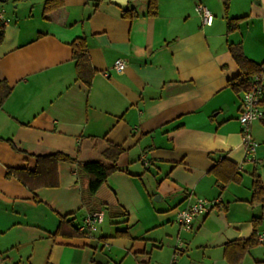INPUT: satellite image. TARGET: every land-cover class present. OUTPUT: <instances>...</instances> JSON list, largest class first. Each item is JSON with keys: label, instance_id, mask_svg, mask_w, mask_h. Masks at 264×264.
<instances>
[{"label": "crops", "instance_id": "1", "mask_svg": "<svg viewBox=\"0 0 264 264\" xmlns=\"http://www.w3.org/2000/svg\"><path fill=\"white\" fill-rule=\"evenodd\" d=\"M45 0L0 1V80L11 87L0 106L1 264H231L226 242L264 235V119L252 123L258 141L245 152L238 120L243 90L231 48L264 61V0H63L44 14ZM212 15L205 24L195 9ZM229 19H237L228 29ZM85 42L93 74L78 78L71 44ZM122 58L126 67L112 64ZM107 73V75H106ZM264 109V102H262ZM121 147L118 169L95 193L77 162L58 161L56 185L29 189L7 168L33 170L38 155L65 152L100 158ZM224 158L239 180L213 171ZM45 164H48L45 162ZM195 197L218 199L185 230L176 212ZM104 217L89 235L73 234L87 212ZM63 224L59 229L60 221ZM237 264H264V240Z\"/></svg>", "mask_w": 264, "mask_h": 264}, {"label": "trees", "instance_id": "2", "mask_svg": "<svg viewBox=\"0 0 264 264\" xmlns=\"http://www.w3.org/2000/svg\"><path fill=\"white\" fill-rule=\"evenodd\" d=\"M63 0H45L43 5L44 14L51 10L60 7ZM227 0H225V5ZM158 0H147V13L154 15L157 12ZM237 19H229L227 22L228 29H232L236 25ZM1 39V33H0ZM72 58L75 62V69L78 78L89 84L90 78L93 74L90 65L89 56L86 50L85 42L77 39L71 44ZM232 55L240 67V73L228 80V85L235 91L245 90L249 84V77L257 72L259 65L247 58L238 48H231ZM11 87L5 80H0V106L4 99L9 95ZM264 119V118H262ZM261 120V119H260ZM122 152L121 147L116 144L108 142L105 148L101 150L100 158H91L83 161L77 160L75 156H71L62 151H56L47 155H38L36 166L33 170L28 168H7L6 177L15 176L29 189H33L46 182L50 176L55 177V168L58 161L77 162L78 165L88 174V190L95 193L99 187L104 183L107 176L118 169L117 159ZM47 162L48 164H45ZM213 171L218 175V179L222 182L239 180V173L237 165L232 161L222 158L216 163ZM47 185H56V180L46 182ZM253 198L261 201L264 200V185H262L258 176L254 177L252 183ZM68 224V221L62 219L60 221L59 229L63 224ZM256 218L253 220V231L248 238L231 240L224 245V255L231 264H237L244 254L250 248L259 243L258 234L255 229ZM73 234H82L77 228L70 225Z\"/></svg>", "mask_w": 264, "mask_h": 264}, {"label": "built area", "instance_id": "3", "mask_svg": "<svg viewBox=\"0 0 264 264\" xmlns=\"http://www.w3.org/2000/svg\"><path fill=\"white\" fill-rule=\"evenodd\" d=\"M195 9L200 13L202 21L205 24H210L212 15L203 4H197ZM8 18L5 17L3 9H0V24H5ZM116 71H121L126 67V62L122 58H116L112 64ZM107 75V73H106ZM262 102H264V61L259 65L257 72L249 77L248 87L243 90L240 99V130L242 136V143L248 159L253 158L258 141L252 136L251 127L255 120L264 118V109H262ZM218 199H207L203 197H195L189 199L176 212V221L185 230L194 229V218L198 214L209 213L217 204ZM104 217L103 210H92L87 212L83 221L78 225L79 232L89 235L96 231L98 225ZM258 240H264V235H258ZM185 245L182 240L177 239L173 247L172 258L168 264H175V258L184 252ZM1 264V263H0ZM138 264H157L155 262H139Z\"/></svg>", "mask_w": 264, "mask_h": 264}, {"label": "water", "instance_id": "4", "mask_svg": "<svg viewBox=\"0 0 264 264\" xmlns=\"http://www.w3.org/2000/svg\"><path fill=\"white\" fill-rule=\"evenodd\" d=\"M1 2H4V1H6V0H0Z\"/></svg>", "mask_w": 264, "mask_h": 264}]
</instances>
